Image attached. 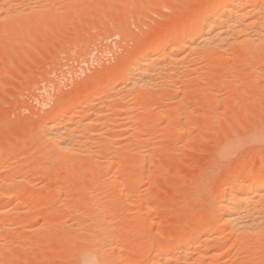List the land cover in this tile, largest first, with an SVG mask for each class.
Here are the masks:
<instances>
[{
    "label": "rangeland",
    "instance_id": "1",
    "mask_svg": "<svg viewBox=\"0 0 264 264\" xmlns=\"http://www.w3.org/2000/svg\"><path fill=\"white\" fill-rule=\"evenodd\" d=\"M217 1L6 0L12 10H0V190L11 184L17 195L0 200V264H81L92 238L81 230L97 226L114 230L107 264H152L156 247L175 244L211 217L235 168L255 174L264 167V51L215 50L169 66L168 74L157 71L167 78L155 74L153 89L149 82L122 86L126 99L109 91L121 86L135 52ZM98 110L104 112L94 115L93 135L91 125H81L87 133L78 129L83 150L44 148L45 123L66 112V124L75 126L80 112ZM227 143L235 149L226 156ZM16 169L24 176L15 182ZM96 200L105 205L93 221ZM228 231L195 253L200 262L264 264V237H247L244 248ZM213 250L220 259L209 255Z\"/></svg>",
    "mask_w": 264,
    "mask_h": 264
},
{
    "label": "bare ground",
    "instance_id": "2",
    "mask_svg": "<svg viewBox=\"0 0 264 264\" xmlns=\"http://www.w3.org/2000/svg\"><path fill=\"white\" fill-rule=\"evenodd\" d=\"M9 1L10 0H8V2ZM47 1H49V0H47ZM252 1L253 0H218L215 3L212 2L209 5H207V7H205L203 9V11H201L200 13H198L199 12L198 11L191 19H188L186 21L184 20V24L182 25V27L178 28L179 25L177 24V26L174 27V29L172 31L170 30L171 32L169 34L166 33V35H164L165 34L164 33L163 34L164 36H161V37L158 36L155 39L153 38L154 40L151 39L153 41L148 46H146L145 48L143 47L142 50H139V51L137 50L138 51L137 53L135 52V54H134L135 56H133L134 57L133 61L131 63H129L124 68L122 73H120L121 75H119V77L121 76V81H120L121 86L119 87V85H118L119 89L117 88V85H116V87L111 86V88L109 90V91L114 92L113 94H112V92H109L108 90L107 91L109 92V94L110 93L112 94V97H113V95H120V96H115V97H119V99H120V97L122 95L121 91L125 92V91H127L128 88H134L136 86L141 87L140 85L142 83L144 84L146 82L147 83L149 82L148 83L149 85H147V86L145 85L146 88H149V86L150 87L152 85L154 86L156 83L159 84V81L161 79L164 80L163 78H167V77H163V76L161 77L160 72L157 74L156 73L157 71H162V74L165 75L164 72L167 71V68L169 66L173 67L174 65H177L176 67H178V64L184 66V64H186V63L195 62V58L197 59V56L201 57V55H204L205 53L212 54L213 51H215V50H225V49L227 50V48H234V49L239 50V51H241V50L248 51V53H249V51L255 52V50L264 51V0H263V2H261L259 0L260 3L258 2V0H254V2H252ZM0 2L5 4L6 0L5 1L0 0ZM9 3L11 4V2H9ZM10 4H9V6H10ZM2 6H6V4L0 6V10H2V11H6V9H7V11H9L8 9H10V7H11V6L9 7L7 5L8 7L6 6V8H3ZM12 7H14V6L12 5ZM18 9H20V8H18ZM18 9L17 10L14 9V10L17 12ZM10 10H12V8ZM18 13H21V11ZM6 14H9V13L7 12ZM15 14L16 13H14V15ZM3 16H4V14H3ZM11 17H13V16H11ZM4 18H5V16H4ZM6 19H8V17ZM222 52H224V51H222ZM249 54H251V53H249ZM250 57H252V56H250ZM168 60H169V62H168ZM172 67H171V69L176 68L175 66L173 68ZM181 67H180V69H181ZM155 74H157L156 75L157 77L155 76V80H159V81L154 83V75ZM166 74H168V72ZM158 76L161 77V79L160 78L156 79V78H158ZM165 83L167 84V82H165ZM122 86H123V88H126L125 91L123 90ZM129 90L131 91V89H129ZM124 95H126V94H124ZM123 97L124 96L122 95V98ZM124 99H126V98L124 97ZM68 105H70V104L68 103ZM65 106L66 105L64 104V107ZM70 108H71V106H70ZM104 108H106V107H104ZM102 112H104V111L98 110V111L80 112L81 113L80 116L78 115L80 117V122L78 121V123L80 125L78 123L76 125V123H75V126L69 125L70 123L66 124L67 115H69L66 112L65 113L62 112L61 114L57 115L53 119L51 118L52 120L49 121L47 124L45 123V125L43 127L45 131L42 130V132H43L42 135L45 132V134H44L45 136H43V138H45V139L43 140V138H42V140H43L42 142L46 143L43 145V146H45L44 148H46L48 150L51 148L52 149L56 148L57 151H60V153L61 152L65 153L66 151L70 152V150L75 149V147H73V146H75V144H76V142H78V140L81 141L78 143H80V145H83V143H82L83 140H80V136H83V134H79L80 132L78 133V129L80 131L81 125L84 124L83 126L85 127V129H86V127L88 129L89 125H91V127H92L90 130H88V131L86 130L87 132H90L91 130L93 131L94 129H93L92 124H95V123H91V122L93 121L94 115L101 117ZM128 113H129V111H128ZM123 114H125V113L123 112ZM72 120H74V118ZM109 121H111V120H109ZM117 125H119V124H117ZM94 128H95V126H94ZM81 130H84V128H81ZM86 131L83 133H87ZM92 131L90 132L91 134H92ZM93 133H96V132L94 131ZM78 135H79V138H78ZM94 135H96V134H94ZM100 135H102V134L100 133ZM85 136H86V138L88 137L87 134ZM67 139H69V142L73 141V145H70L72 142H70V144H69ZM99 139H98V141H99ZM74 140H75V142H74ZM237 143L239 144V142H237ZM235 144H236V142H235ZM76 145H79V144H76ZM80 145L76 146V149H77V147H80ZM37 146H39V145H37ZM37 146H33L34 148H32V149H34V150L37 149V148H35ZM70 146L73 149H71ZM96 146H98V145H96ZM226 146L227 145H225V147H224V150L225 149L226 150L223 153V155L227 156V154L229 155L231 153L230 150L231 149L234 150L235 147L233 144H231L227 147ZM236 146L238 147V145H236ZM88 148L86 147L87 150H88ZM76 149H75V151L74 150L73 151L76 152ZM90 149H91V147H90ZM69 152L66 153L67 155L65 154L67 157H68ZM228 152H230V153H228ZM60 153H58L57 155H59ZM87 153H88V151H87ZM60 156L62 157V154H60ZM67 157H66V159H67ZM52 158H53V160H56L55 157H52ZM106 160H108V159H106ZM103 161H105V160H103ZM112 162H113V160H112ZM110 163H111V161H109V165H110ZM140 163H142V162H140ZM102 164H104V166ZM105 165H107V164H105V162L101 163V167L102 166L106 167V168L109 167V165L108 166H105ZM236 169L237 168H235V171L233 173V177L230 175L232 178L230 177L231 179L229 178L230 180L226 181L224 183V186H222V187H225V189L222 188L223 190L221 189V191L219 193H217V195H216V208L213 211V214L211 213L212 214L211 217L209 215L210 218L208 220L206 219V221H203V222L201 221V223L194 224L192 229L189 230V232L188 231H187V233L183 232V234H181L177 238V242L175 243L176 245L173 244V242H171V240H170V241L166 242L165 244H163L164 246H161L162 248L156 247L157 250L155 251V253L153 252L154 255H153L152 262L153 261L154 262L152 264H176V262L177 263L180 262V264H199V263L203 264L202 262H204V261L200 262L199 261L200 259L197 258L198 256H195V253L197 254L198 252H200V250L203 247H205V249H206V247L210 246L213 242V241L211 242V240H213V239L215 240V242H218L216 238L223 240L222 237L227 230L232 231V233L234 232V234L236 235V238L240 239V240H238V242L240 241L239 245H241V247L243 246L244 248L246 245V244H244L245 242L248 244V242L252 241V240H250L251 239L250 237H252V238L254 237L253 241H255L256 238H258V240H259V239L264 237V167L262 166V168H260L258 170V172L255 174L254 173L253 174H251V173L242 174V172L240 173ZM123 171L124 170H122L121 172L123 173ZM117 172H118V174L120 173L119 170L116 171V174H117ZM134 173H136V172H134ZM14 174H15V175H13L14 181L15 180L17 181L18 177L24 176V174L22 172H19V171L17 172V169H16V172ZM96 174H98V173L96 172L95 175ZM138 174L139 173L134 174V179L139 178ZM132 176H133V174H132ZM151 178L152 177L148 175L147 181H149ZM143 179H145V178H143ZM8 180L10 182L11 179L9 178ZM20 180H18V183ZM22 180H25V179L23 178ZM113 180L112 181L114 183L111 182L110 186H111V184L116 183V179H113ZM122 181L124 182V180H122ZM118 183H120V181ZM14 184L16 185V183H13L12 185H14ZM8 185H10V187ZM8 185L6 186V188L3 191L0 190V200H2L4 202L11 200V198H13L14 194L17 195L15 192L12 191L13 189L12 190L10 189L12 187L11 184H8ZM112 186H113L112 188H114V189H115V187H117L116 185L115 186L112 185ZM7 188H9V189H7ZM112 188H111V191L113 190ZM14 191H15V189H14ZM131 191H133V190H131ZM111 202L109 204H112ZM117 204H119V203H117ZM104 205H103L102 201L99 202V200H96L95 203L92 204L91 208H89V211L91 209L89 216L93 221L98 220L99 215L101 213V210L104 208ZM3 208H5V206H3ZM110 208H111V206L109 207V209ZM113 208L114 207L112 206V209ZM116 208L118 209V207H116ZM105 209H107V208L105 207ZM121 211H122V209H121ZM104 213H106V212H104ZM138 213H141V212H138ZM82 214L84 215V213H82ZM107 214L110 215L109 212H107ZM107 214H105V215L107 216ZM103 217H105V216H103ZM202 220H204V219L202 218ZM86 223H87V221H86ZM105 224L103 226H106ZM137 225L140 226V224H138V222H137ZM86 229L81 230V231H84L82 234L87 232V233H89L88 235H90V234L92 235L91 236L92 238L89 236L91 239L90 240L88 239V241L86 243L87 247L85 249H83V251H81V253H80L81 257L83 256V258H84L81 264H107L108 258H111L112 256H114V253H113L114 250L113 251L111 250L114 246L111 245V247L113 246L111 249H109L110 247L108 246L112 243V241H110V244H109V238H110L109 236H110V233L113 232L114 230L112 229L113 231H111L107 227L98 228V226H97V230H96V228L95 229L92 228L93 230H96V232L92 231V229H90V230L87 229L89 231H87ZM143 229H144V227H143ZM230 231H228V232H230ZM111 235H113V234H111ZM173 237L175 238V236H173ZM247 237L249 238L250 241H248ZM171 238H172V236H171ZM224 239H225V237H224ZM245 240H247V241H245ZM107 241H108V243H107ZM209 241L211 243L207 246V243ZM241 241L244 242L243 243L244 245L240 244V243H242ZM114 242H117V241H113V243ZM104 243L107 247L105 246L106 249L104 248V250H103L102 247H103ZM88 244H89V246H88ZM219 244H221V243H219ZM213 248H215V247H213ZM220 248L221 247H219V249ZM108 249L111 250L110 253L111 252L113 253V254L112 253L109 254L110 256L112 255L111 257H109V255L107 253L108 251H105ZM116 249L118 250V248H116ZM209 249L212 250V246ZM117 250H115V252ZM210 250H209V253H210ZM201 252H203V251H201ZM116 254H118V253H116ZM198 254L202 255L203 253H198ZM209 255L212 257H215L217 259L218 258L220 259L221 253H219L216 250H213V251H211V254H209ZM206 256H208V255H206ZM119 257L121 258V256H119ZM204 258H205V256L203 257V259ZM208 258H209V256H208ZM118 259L119 258H116L115 260L119 261ZM197 261H199V262L197 263ZM205 261L207 262V260H205ZM122 263H120V264H122ZM124 263H125V261H124ZM208 263H210V262H208Z\"/></svg>",
    "mask_w": 264,
    "mask_h": 264
}]
</instances>
